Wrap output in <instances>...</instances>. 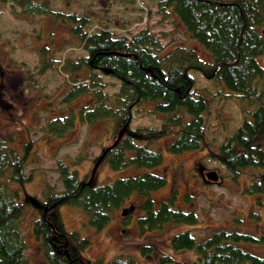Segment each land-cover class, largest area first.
I'll use <instances>...</instances> for the list:
<instances>
[{
    "label": "trees",
    "instance_id": "trees-1",
    "mask_svg": "<svg viewBox=\"0 0 264 264\" xmlns=\"http://www.w3.org/2000/svg\"><path fill=\"white\" fill-rule=\"evenodd\" d=\"M0 1L15 4L23 14H53L46 0ZM155 9L162 18L175 16L187 37L207 52V58H200L191 45H176L161 52L163 46L146 26L129 37L116 35L106 25L87 32L83 28L84 15L56 11V16L61 13V19L71 24L70 32L77 35L85 50L73 69L87 68L64 98L88 90L93 100L78 108V119L92 123L98 118H111L110 140L101 148L98 156L102 155L96 166L105 162L113 170L127 167L136 170L92 183L80 178L68 161L56 158L62 189L53 190L45 183L40 186V195L32 199L23 187L29 177L23 168L31 150L30 141L19 151L0 137V264H35L24 252L21 213L26 207L34 209L30 231L39 241L48 264H138L131 254H113L106 260L83 258L79 249L87 241L76 231L64 227L59 212L62 203L79 208L84 221L95 228L102 227L112 211L132 194L140 197L141 213L135 216L139 230L160 228L169 222L186 225L196 222L194 209L177 203L175 189L157 200L150 196L151 190L166 182L163 174L152 170L162 156L160 149L152 146L158 138L170 136L163 148L172 152L208 147L204 136L207 103L204 96L193 89L189 68L220 82L239 97L255 102L250 116L241 119L220 141L216 151L208 148V154H214L231 175L246 166L257 168L250 173L243 188L253 195L256 204H261V197L264 198V104L257 81L264 78V66L256 56L264 43V0H156ZM100 74L110 75L119 82L116 91L101 92L105 82ZM145 102L150 103L147 110L165 114L156 127L130 124L133 107ZM55 120L60 123L52 126ZM73 121V113L62 114L50 118L45 126L48 130L58 126L61 131ZM126 121L125 129L112 143ZM188 196L189 192L183 193V200ZM129 214H120L121 220ZM232 216L235 223H240L242 217L237 211ZM247 216L257 220L258 213L249 209ZM260 241H264V233L250 232L237 225L212 226L201 237L193 236L190 228L183 227L170 234L168 245L173 250H189L194 257L182 260L161 253L157 262L264 264V253L244 244ZM148 248L143 245L140 252Z\"/></svg>",
    "mask_w": 264,
    "mask_h": 264
},
{
    "label": "rangeland",
    "instance_id": "rangeland-1",
    "mask_svg": "<svg viewBox=\"0 0 264 264\" xmlns=\"http://www.w3.org/2000/svg\"><path fill=\"white\" fill-rule=\"evenodd\" d=\"M46 1L53 14H23L18 12L15 4L0 1V137L7 139L19 151L23 144L30 141L31 150L23 168L29 177L23 187L32 199L40 195V186L45 183L53 190L62 189L55 166L56 158L68 161L80 178L87 179L93 159L110 140L111 118H98L92 123L78 119V108L93 100L90 91L84 90L69 99L64 98L87 68L79 66V69H73L85 50L77 35L70 32L71 24L61 19V13L84 15L86 21L83 28L87 32L106 25L116 35L129 37L146 26L163 46L161 52L176 45H191L200 58H207V52L187 37L175 16H159L155 9L156 0ZM56 11L61 13L56 16ZM256 59L264 66V43ZM187 72L193 77L195 92H200L206 99L204 136L208 147L172 152L163 148L170 136L158 138L152 146L159 148L162 156L152 170L163 174L166 182L151 190L150 196L157 200L175 189L177 203L193 208L196 222L192 225L169 222L160 228L139 230L135 216L141 213L140 197L132 194L120 206L132 205L128 217L121 220V208L118 207L102 227L95 228L84 221L79 208L62 203L59 212L64 227L76 231L87 241L79 249L83 258L92 260L100 257L106 260L113 254L121 253L133 255L138 264H159L157 257L168 253L174 259L190 260L194 257L191 251L173 250L168 245L170 234L183 227L190 228L195 237H201L216 225H237L250 232L264 233V198L261 197V204H256L253 195L243 188L249 181L250 173L257 168L246 166L239 169L236 175H231L214 154H208V148L216 151L220 141L241 119L250 116L255 102L239 97L220 82L204 77L195 68H189ZM99 76L105 82L101 88L103 94L116 91L119 82L114 77L106 74ZM257 84L264 104V78L259 79ZM149 106L148 102L134 106L130 124L158 126L165 114L147 110ZM69 113H73L74 119L71 126L61 131L58 126L52 130L46 128L50 118ZM59 123L55 120L52 126ZM262 149L264 154V137ZM211 169L216 171L215 180L204 175ZM134 170V167L113 170L102 162L95 166L90 181L100 183ZM188 192L190 196L183 200V193ZM249 209L257 211V220L254 216H247ZM236 211L242 217L240 223H235L233 219V212ZM33 213L34 209L27 207L21 213L24 252L35 264H48L39 241L30 231ZM244 244L258 253H264V241ZM143 245L150 248L141 253Z\"/></svg>",
    "mask_w": 264,
    "mask_h": 264
},
{
    "label": "water",
    "instance_id": "water-1",
    "mask_svg": "<svg viewBox=\"0 0 264 264\" xmlns=\"http://www.w3.org/2000/svg\"><path fill=\"white\" fill-rule=\"evenodd\" d=\"M103 70H104V71H109L108 68H103ZM126 123H127V121L124 122V123L119 127V129H118V131H117V133H116V135H115V137H114L112 143L116 142V140L118 139V137L120 136V134L122 133V131L125 129V125H126ZM101 155H102V153H101V154L96 158V160L94 161V163H93V165H92V168H91V170H90L89 177L86 179V182H89V181H90V179H91V177H92V174H93V171H94V168H95L97 162L99 161ZM204 175H205L206 178L211 179V180H215L216 177H217L216 171H215V170H212V169H211V170H207V171H205V172H204ZM132 208H133V207H132L131 204H129L128 206H125V207H121V209H120V214H121V215H124V214H126V213H129V212L132 211Z\"/></svg>",
    "mask_w": 264,
    "mask_h": 264
}]
</instances>
